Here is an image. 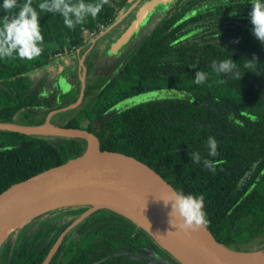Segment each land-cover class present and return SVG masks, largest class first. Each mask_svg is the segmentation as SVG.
<instances>
[{
    "label": "trees",
    "instance_id": "obj_1",
    "mask_svg": "<svg viewBox=\"0 0 264 264\" xmlns=\"http://www.w3.org/2000/svg\"><path fill=\"white\" fill-rule=\"evenodd\" d=\"M42 2L32 0L40 15L42 54L30 61L15 55L0 59V123L42 124L50 112L76 103L82 93L78 111L57 115L66 120L62 127L92 133L100 150L141 161L178 192L203 195L207 226L222 243L244 253H264V45L252 33L251 0H172L162 5L166 10L157 13L151 30L109 78L84 82L82 90L77 82L56 109H44L52 102L39 98L40 86L32 88L29 72L58 54L83 48L81 27L97 35L99 26L107 27L127 10L129 0H109L95 19L87 18L74 30L58 13L42 12ZM2 4L0 0V21L19 11L5 12ZM253 58L255 68L246 69ZM225 59L237 64L240 79L213 71L212 61ZM197 71L207 74L201 85L194 83ZM165 89L188 95L115 109L122 100ZM73 112L85 120L82 127ZM2 133L0 192L82 155L87 146L78 137ZM209 136L218 142L215 157L208 155ZM193 152L200 154V163L192 161ZM204 159L216 164L215 172L203 166ZM88 209L60 208L30 219L2 242L3 264H43L52 247L46 264H180L133 222L105 208L92 211L61 236Z\"/></svg>",
    "mask_w": 264,
    "mask_h": 264
},
{
    "label": "water",
    "instance_id": "obj_2",
    "mask_svg": "<svg viewBox=\"0 0 264 264\" xmlns=\"http://www.w3.org/2000/svg\"><path fill=\"white\" fill-rule=\"evenodd\" d=\"M171 1L152 0L145 4L109 52L116 53L128 42L155 4L165 5ZM83 83L81 81V90ZM81 98L82 93L70 108L77 106ZM48 116L39 125L0 123V131L78 137L86 140V150L60 165L14 182L0 192V246L10 233L36 216L60 208L88 206L61 236L92 211L105 208L133 222L180 264H264V253L231 249L207 225L196 231H180L177 228L180 221L169 215L171 204H164L178 192L167 180L131 156L100 150L98 139L86 130L48 123ZM259 177L247 192L257 184Z\"/></svg>",
    "mask_w": 264,
    "mask_h": 264
},
{
    "label": "clouds",
    "instance_id": "obj_3",
    "mask_svg": "<svg viewBox=\"0 0 264 264\" xmlns=\"http://www.w3.org/2000/svg\"><path fill=\"white\" fill-rule=\"evenodd\" d=\"M109 0H96V2H86V0H43L38 5L42 12L58 13L63 17L64 25L74 30L77 25L86 23L87 18L95 19L102 11ZM251 11L249 12L252 33L254 37L264 45V2L262 0H251ZM2 8L5 12H10L14 8L19 11L9 18L5 15L0 21V59L18 56L23 60H33L42 54L43 49L40 47L44 42L39 26V13L33 8L32 0H23L18 4L17 0H3ZM235 14V13H233ZM256 65L255 58L252 61H246V69H254ZM211 68L219 74H232L240 79L237 70V64L231 59L222 61H212ZM207 80V74L197 71L195 73L194 83L201 85ZM219 83H224L223 80ZM185 96L187 93H180ZM209 149L208 155L215 157L218 155L217 140L209 136L207 141ZM194 163H200L202 158L199 153L193 152L191 155ZM203 166L210 172H215L216 164L213 161L204 159ZM171 204L170 217L177 218L180 223L177 228L180 231H196L207 225L206 214L203 211V195L194 196L185 195L182 192H175L168 201H164L167 206ZM156 259H159L156 257Z\"/></svg>",
    "mask_w": 264,
    "mask_h": 264
},
{
    "label": "rangeland",
    "instance_id": "obj_4",
    "mask_svg": "<svg viewBox=\"0 0 264 264\" xmlns=\"http://www.w3.org/2000/svg\"><path fill=\"white\" fill-rule=\"evenodd\" d=\"M150 1L152 0H129V7L127 8V10H125L121 14H118L112 24L101 29L100 33L97 35L99 37L98 39H96L94 43V47L92 49L93 51L89 53L87 63H84V66L86 67L91 62L92 64L91 69H89V73L85 72L84 74L83 72V75L82 76L80 75V77H83L82 79L83 81H85V83L86 82H96V81L104 82L105 79L109 78L112 75L114 69L117 67L119 61H121V58L122 57L125 58L151 30V28L153 27L154 21H156L157 19L154 17L158 15L157 13H159L160 10L162 11L166 10V6L155 4L152 11L146 17L145 19L146 21L132 34L128 42L122 46L123 52L122 54H118V56L119 55L121 56L118 58H112V60L106 61L105 66L101 67L100 64H103L105 60L104 58L97 59L98 53L96 52V50L100 48L101 46L105 45L108 48L107 49V52H108L109 48L112 47V45L115 43L117 38L123 35L124 31L127 30L130 24L134 21V19L136 18L138 13L141 11V9L145 6V4H148V2ZM95 53H97V55L96 57H93V60H92L91 56L94 55ZM52 75H54V72ZM78 81H79L78 83H80V80ZM78 83L76 82V84ZM31 85H32V88L36 89V87L33 86L32 83ZM59 87L62 90L65 88L62 78H59ZM45 94H47V91H45ZM179 94L180 93L178 91L169 90V89L141 93V94L132 96L130 98H127L125 100H122L115 106V109L116 110L124 109V108L131 107L133 105L145 103L151 100H163V99H168V98L179 97L180 96ZM57 105H58V102L53 103V106H57ZM74 109L75 111H78L79 107L75 106ZM76 113L77 112H73V115ZM30 118L33 119V117H30ZM52 118H55V116H53ZM76 118H77V123L79 124L80 127H82L85 124V120L81 118L80 116H77ZM65 121H66L65 119H57V120H53L51 123L53 124V122H55L57 126H62V124ZM2 132L3 131L0 132V136L4 135V133ZM35 137H39V136H35ZM40 137L50 139V138H57L60 136L53 135V134H44Z\"/></svg>",
    "mask_w": 264,
    "mask_h": 264
},
{
    "label": "crops",
    "instance_id": "obj_5",
    "mask_svg": "<svg viewBox=\"0 0 264 264\" xmlns=\"http://www.w3.org/2000/svg\"><path fill=\"white\" fill-rule=\"evenodd\" d=\"M97 35L95 36L96 38L94 37L91 40L87 41L86 45L83 46V48L76 49L74 53H71L67 56H61L58 58L56 57L51 62L44 65L43 67L34 69L31 72H29V77L33 86L35 87L40 86L39 98L43 100H49L52 102V104L45 106L44 109L47 108L56 109L61 104L59 100L62 98L60 97L70 93L74 88L76 82H79L78 80H80V83L81 81H83L82 79L83 77H80V75L82 76L83 72L85 74L84 63L85 60L88 58L89 53L93 51L92 49L94 47V43L96 39H98L99 37ZM121 48H119L116 53L109 52L110 48L107 52L108 48L105 45L98 48L96 50V52L98 53L97 59L104 58L105 60L103 64H100L101 67L105 66L106 61L112 60V58L120 57L121 55L118 56V54H122L123 52ZM53 72L54 75H52ZM59 78L63 79V83L65 85V88L63 90L59 87ZM45 91H47V94H45ZM53 102L54 103L58 102V106L57 107L53 106ZM73 109L74 108H70V105H66L58 110L52 111V113H50L48 116L49 117L48 123L52 124L51 122L53 120L59 119V117L57 116L59 113L67 112ZM53 116H55V118H52Z\"/></svg>",
    "mask_w": 264,
    "mask_h": 264
},
{
    "label": "built area",
    "instance_id": "obj_6",
    "mask_svg": "<svg viewBox=\"0 0 264 264\" xmlns=\"http://www.w3.org/2000/svg\"><path fill=\"white\" fill-rule=\"evenodd\" d=\"M102 26H99V29H102ZM81 38L83 39L84 42H87L94 38L96 36V33L94 31H89L88 29L81 27ZM76 51V49L74 50ZM56 57H60V55H56Z\"/></svg>",
    "mask_w": 264,
    "mask_h": 264
},
{
    "label": "flooded vegetation",
    "instance_id": "obj_7",
    "mask_svg": "<svg viewBox=\"0 0 264 264\" xmlns=\"http://www.w3.org/2000/svg\"><path fill=\"white\" fill-rule=\"evenodd\" d=\"M122 50H123V47L121 48ZM54 247H52V249H53ZM51 251V250H50ZM3 253L4 252H2L1 250H0V264H3V259H2V255H3ZM30 264H32V261L30 260ZM157 264H159V263H157Z\"/></svg>",
    "mask_w": 264,
    "mask_h": 264
}]
</instances>
